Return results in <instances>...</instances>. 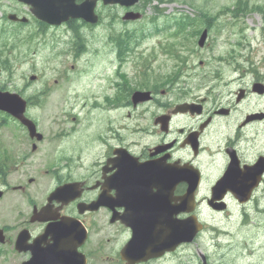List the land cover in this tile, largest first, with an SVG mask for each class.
Wrapping results in <instances>:
<instances>
[{
  "label": "flooded vegetation",
  "instance_id": "af4514ba",
  "mask_svg": "<svg viewBox=\"0 0 264 264\" xmlns=\"http://www.w3.org/2000/svg\"><path fill=\"white\" fill-rule=\"evenodd\" d=\"M233 1L216 12L210 5L192 6L189 13L198 20L183 26L190 37L180 40L195 42L204 30V44L179 49L178 56L168 57L170 65L149 69L143 57L118 52L114 37L103 38L99 52L85 53L87 38L74 42L64 36L91 23L68 19L52 25L40 18L47 10L63 13L68 0H0V36L10 35L0 39V71L23 61L19 66L28 65L27 73L48 89L41 90L43 96L37 88H22L32 108H43L53 93L29 55L46 44L45 58L64 62L63 80L80 65L95 67L92 77L98 80L97 90L90 85L84 92L78 111L76 102H64L62 117L56 118L63 126L49 138L36 141L25 135L17 141L15 152L32 158L34 163L26 165L36 178L14 183L6 172L0 179V264H22L31 252L36 264H182V251L195 241L167 250L162 246L166 234L192 215L182 212L181 201L194 174L198 187L208 188L200 200L195 191L193 214L199 218V205L206 204L226 172L224 186L257 179L251 200L264 193V55L239 34L230 46L214 37L235 26L247 5L264 20V0ZM144 8L142 2L127 7L94 0L98 23L111 24L130 10L143 15ZM257 40L264 45V32ZM198 51L206 66L204 58L193 63ZM135 90L147 91L149 98L133 101ZM183 103L193 106L175 111ZM34 117L41 131L40 118ZM58 156L63 158L59 165ZM248 167L253 173H245ZM61 184L66 185L62 196L49 200ZM230 198L236 201L227 191L223 199ZM33 213L40 219L31 220ZM20 231L26 233L28 249L18 251Z\"/></svg>",
  "mask_w": 264,
  "mask_h": 264
},
{
  "label": "rangeland",
  "instance_id": "374dc122",
  "mask_svg": "<svg viewBox=\"0 0 264 264\" xmlns=\"http://www.w3.org/2000/svg\"><path fill=\"white\" fill-rule=\"evenodd\" d=\"M223 0H217L216 4H224ZM157 2H151L144 8L147 16L154 15L153 7ZM170 4H160L164 14L174 10H189L186 4L179 1H169ZM172 9V10H171ZM145 20L144 22H146ZM161 22V20H160ZM140 22L129 24V26H138ZM120 27V24H116ZM104 30L99 28L89 33V37L97 38L104 34ZM249 33L248 31L246 32ZM172 40L166 35L146 41L137 49L138 52L151 51L153 45H158L160 42ZM36 45V44H34ZM191 48L190 45L185 46V49ZM49 52V45L46 44L37 50L35 53L29 52L30 57L35 62L36 68L43 71L45 77L49 79L53 88V93L48 98L47 103L43 108H33L31 112L40 118L42 130L51 134L58 128L54 121H59V112L62 111L65 101L76 102L75 110H79V101L82 94L88 91L90 85L95 86L97 90L98 80L92 77V73L80 72L82 67H78L77 71L70 72L69 80H63L62 75L65 70L64 62L59 60H47L46 54ZM160 64H171V60L163 56ZM28 71V65L23 64L14 73L7 78L6 74H0V84L9 86L10 90L21 88L20 75ZM39 86L38 83L32 84V87ZM71 90L70 95L67 91ZM83 111V110H82ZM81 115V113L79 114ZM62 126L59 122V127ZM6 135V148H14V133H22L20 129L16 130L13 125L8 126V130L3 131ZM208 192V188L202 187L199 197L203 198ZM202 217L213 229L204 230L196 239L195 243L187 246L182 251V264H201L200 253L206 255L208 264H264V199L259 198L257 202L254 200L251 203L238 205L233 200H229V208L225 213L215 214L202 206ZM215 228V229H214Z\"/></svg>",
  "mask_w": 264,
  "mask_h": 264
},
{
  "label": "water",
  "instance_id": "95a60500",
  "mask_svg": "<svg viewBox=\"0 0 264 264\" xmlns=\"http://www.w3.org/2000/svg\"><path fill=\"white\" fill-rule=\"evenodd\" d=\"M107 1V0H106ZM123 1L126 2V0H120L121 3ZM135 0H129V3L134 2ZM137 16V15H133ZM24 102L23 100L18 97L16 94H9L7 92H0V110L6 111L7 113L11 114L12 116L19 119L23 124H25L28 127L30 135H33L35 133V129L33 126V123L24 116ZM219 185L217 184V189H219ZM60 189V188H59ZM58 189V190H59ZM194 185L191 186L190 190L193 191ZM215 189V190H217ZM234 194L238 198L239 201H244L248 198V193L250 191V188H236L233 189ZM182 211H191L193 208L189 204V198L183 197L181 201ZM201 228V225L195 221V218L190 216L186 219L181 220L180 225L175 227V230H173L171 233L166 234L165 241L166 244L163 245L165 248H173V244L180 241H191L193 236L196 234V232ZM162 248V249H165Z\"/></svg>",
  "mask_w": 264,
  "mask_h": 264
}]
</instances>
